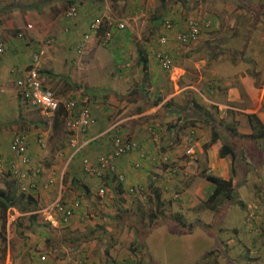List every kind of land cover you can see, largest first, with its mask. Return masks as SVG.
Segmentation results:
<instances>
[{"label":"crops","instance_id":"1","mask_svg":"<svg viewBox=\"0 0 264 264\" xmlns=\"http://www.w3.org/2000/svg\"><path fill=\"white\" fill-rule=\"evenodd\" d=\"M115 1L124 8L121 11L119 7L117 13L121 11L127 12V15L138 16L146 9L142 6L144 0H67L68 4L78 5L79 13L76 18L69 19L67 25H60L56 18L61 10L52 7L51 0H36L23 4L19 1L13 3V0H10L7 3L6 0H0V30L5 43V54L0 60V124L5 125L0 132V161L4 163L0 167L5 168L8 165L7 173H3V185L0 188H5L4 182H7L9 175L12 187L22 191L21 182L11 173L14 167L12 165L28 172L24 183L34 182L36 185L35 189L26 191L35 199L28 206L31 210L28 208L27 211L20 212L11 207L6 213V219L10 210L16 219L23 218L25 214H29L31 219L40 217L41 210L45 211L51 205L39 204L42 197H47L52 192L47 181H58L62 187L63 170L60 174L57 164H50L48 173L43 169L47 155L44 150L46 144L52 147L51 157L63 154L65 157L71 152L69 157L72 158L84 153V150L91 157H97L111 149L108 132H119L122 136L130 137L137 148L116 158L114 163L116 172L124 177L122 181H118L119 185L114 184L115 176H107L106 180L101 179V182L89 178L93 187L104 185L106 198L103 206L123 208L129 202L127 194L129 197H135L136 194L138 196L146 192L148 196H145V199L151 201L149 194L153 192L154 183L151 180L150 185H145V178L151 169L157 166L158 155L161 154L160 158H169L172 174L181 177L179 170L191 167V162L187 159L193 153L185 152L190 142L194 148V156H207L209 174L231 181L233 196L227 200V205L246 209L244 215L240 213V216L232 218L229 227L219 226L221 245L214 248L212 254H217L219 264H223V256L224 264H264V29H253L254 24L264 17V0L196 1L200 16L192 19L200 24V35L196 40L184 45L178 42L175 36L187 29L189 19L184 21L187 13H183V20L180 22L179 14L170 11L173 13L171 15L167 11L175 25L169 29H155L154 38L147 40L141 39L134 25L128 23L120 29L118 22L127 18L122 16L121 20L110 22L112 26L105 28L108 30L105 32V39L110 38L107 36L108 32L112 34L110 41L114 38V57L110 56L113 62L109 61L111 66H108L104 59L91 56L94 48L107 44L96 43L94 40V36L99 31L103 33L104 29L92 33L85 51L90 49L86 56L79 60L77 56L81 54H75V44L91 21L103 20L107 12H112L111 16L116 15V12L112 11L117 7ZM161 1L164 3L162 12L165 15L167 6L173 2L176 8L182 1L181 7L185 11L192 6L191 0H172L170 5L167 1ZM149 2L154 3V0ZM19 12L24 13L27 23L35 25L34 34L29 31L31 36L25 42L20 40L16 33H11L13 30L17 32L18 29L15 28L21 25L20 21L14 18ZM161 14L157 13L159 17L152 22L150 28L148 26L147 31H152L162 22L159 20ZM52 17L56 21L54 24L51 22L49 26L48 22ZM41 21L45 24L39 25ZM259 24L264 27V23ZM163 34L168 40L160 44L158 38ZM256 38L260 40L257 45L254 41ZM255 49L260 51L255 54ZM140 50L145 57L139 55ZM157 50L168 54L171 60L170 68L162 67L156 57ZM246 50L252 52L251 57L245 55ZM34 52H40L38 70L41 78L45 85L55 91L54 94L61 104L70 99L88 102L82 99V94L78 92L85 88L93 106L101 105L100 116L97 110L94 115L92 112L94 123L86 130L88 133L85 148L75 151V148L70 146V150L69 146H65V140H58L61 134L53 136L55 125L51 117L56 116V112L48 113L32 107L35 111L29 113L23 107L16 81L28 69ZM259 54L263 61L262 66L257 58ZM144 62L146 66H143ZM250 62L252 68L247 66ZM99 78H104L106 82L98 83ZM110 79L114 80L112 85L109 84ZM108 114L109 118H116L114 121L111 119L110 124L107 122ZM103 122L106 123L105 128L96 130V125ZM44 125H48L47 128ZM205 126L210 129L209 136L203 130ZM40 127H44L45 132L37 133L34 130ZM17 131L27 135L29 162L15 161L12 154L13 160L5 164L7 152L1 144H5L8 152L12 153L9 150L10 143ZM79 133L82 132H77ZM40 134L45 143L43 148L38 143ZM212 137L214 140L211 142ZM182 144L184 148L179 149ZM224 144L231 149L234 157L230 151L225 152ZM160 147L161 152L158 150ZM222 148L224 156L221 155ZM255 157H260L262 161L256 163ZM136 163H139V166H135ZM173 181H177L176 177ZM80 183V180L73 181V185L79 189L82 187ZM92 186L86 187L88 191L92 190ZM130 188L134 189V193H130ZM212 188L213 184L205 179L202 188L196 187L195 190L197 195L205 200ZM158 189L164 198L165 191L162 187ZM138 190L141 191L136 193ZM179 194H182V204L192 193L188 195L186 191H180ZM134 197L132 201L136 202L137 198ZM56 200L65 205L70 204V200L62 199L61 195H58ZM150 205L152 206V203ZM224 213H227L225 209L219 216L226 220L229 214ZM44 214V218L53 221L51 214ZM104 218L108 219L107 223L115 219L110 215H105ZM7 223L6 220V225ZM227 230L229 232H224ZM153 231L149 232L147 239ZM84 240L86 237L82 239L83 242ZM240 247L243 248V253L238 250ZM209 250L203 251L201 256ZM3 252V256L0 253V261L2 260V264H11L9 252L7 257L5 250ZM36 264L40 263L37 261Z\"/></svg>","mask_w":264,"mask_h":264},{"label":"rangeland","instance_id":"2","mask_svg":"<svg viewBox=\"0 0 264 264\" xmlns=\"http://www.w3.org/2000/svg\"><path fill=\"white\" fill-rule=\"evenodd\" d=\"M7 3L10 2V0H6ZM19 1L20 4L23 3H30L34 2L36 0H13L14 2ZM41 1V0H39ZM52 1V7H56L55 9L60 8V15L56 18L58 20V24L60 25H67L69 23V19H67L64 16L65 10L69 7V4L67 3V0H51ZM198 0H192L190 8H188L187 11H185L182 1L176 6L173 2L170 6H167L168 9L165 11L169 12L173 11L175 14H179L181 22L183 20V13H187L186 18L187 20L190 18H199L200 13L198 11L200 8H198ZM50 4V5H51ZM115 4L117 7H115V10L112 9V11L116 12L119 7H121V11L124 9L122 4H119L115 1ZM197 4V5H196ZM162 5L164 3L161 0H154V3L149 2V0H144L142 6L146 7V9L143 10V12L138 15H127V12L124 13H115V16H111L112 12H107L106 15L103 17V22H101L100 29H104L103 33L98 32L96 36H94V40L96 43L105 42L106 45H102L103 47H96L91 52V56H97L96 58H100L101 60L107 61L106 64L108 66H111L112 58L110 56L113 53L114 50V38L113 41H110L112 38L111 32H108L107 36L110 37L109 40L105 39V32L108 30H105V28H108V26H112L109 24L110 22L114 23L118 19L121 20L122 16L127 17L124 21L118 22V24L123 23L125 24H131L134 25L136 29V33L141 36V39L147 40L154 38L153 36L156 34L155 29H158L161 27L162 29H166L162 22L165 19H170L172 22L173 27L175 25V22L171 16L165 15L164 12H162ZM183 11V12H182ZM154 12V14H153ZM157 13H162V17H160L159 20H162L161 23L158 24L152 31H147L148 26L150 28L153 21H155L159 16H157ZM172 13V14H173ZM171 14V15H172ZM24 13L19 12L14 16L15 19L19 20L21 25L16 27L15 29L18 30H26L23 34L24 37H18L20 40L25 42L28 38H30V32L34 34L35 31V25L33 23L28 22L32 27L29 29L27 28L28 23L24 20ZM110 15V17H108ZM41 17H45L44 15H40ZM166 16V17H165ZM176 16V15H175ZM196 16V17H195ZM177 17V16H176ZM55 20H53V17L49 20V26L55 23ZM264 23V17L261 21H257V23L254 24L253 29H257L260 27L264 29L262 25L259 23ZM40 24H45V22L41 21ZM170 27V28H171ZM124 28V27H123ZM120 28V29H123ZM169 29V28H168ZM17 30V32H18ZM256 30V32H257ZM17 32L13 30V33L17 35ZM159 33V31L157 32ZM111 34V36H110ZM257 34V33H256ZM255 34V36H256ZM34 36V35H32ZM115 36V35H114ZM258 39V40H257ZM256 41L255 45L260 42L259 38L254 39ZM190 43V42H189ZM188 44V43H187ZM109 45V46H107ZM184 45V44H183ZM86 49V48H85ZM90 49V48H89ZM87 49L84 50L83 54L78 55V59L80 60L81 57H85L87 52L89 51ZM242 49V48H238ZM213 50V49H212ZM242 51V50H241ZM260 50L255 49L254 53L257 54ZM35 53V52H34ZM40 54V52H37ZM231 55V54H230ZM245 55L247 57H251L252 52H248L246 50ZM114 57V55H112ZM83 57V58H84ZM260 60L261 66L263 64V61L261 59V54L257 57ZM113 62V61H112ZM121 63V62H120ZM248 67L252 68L251 62L247 63ZM260 66V67H261ZM263 69V68H262ZM99 77V76H98ZM97 77V78H98ZM113 79H110L109 84L112 85ZM44 84L45 81H43ZM104 78H99L98 83H105ZM118 82V81H117ZM49 87V86H48ZM50 88V87H49ZM85 88H81L78 92L82 94V99H86L88 104L91 107V112H94L97 110L99 112V116L101 114V105L100 106H93L92 102L90 101V97H87L85 93ZM51 90L55 93V91L51 88ZM21 99V97H19ZM22 105L24 108H26L27 112L31 113L35 110H32L34 108L28 106L22 99ZM32 108V109H31ZM122 115H119V117ZM114 121L116 118L115 116L109 118V114L107 115V122L108 124ZM51 120L55 127L53 128V136H56L57 134H61L58 137V140L61 139V141L65 140L66 144L65 146H69V137H70V131L68 130L66 126V120L62 118L61 116H53L51 117ZM106 124V123H105ZM104 122L100 123L99 125H96V130L105 128ZM107 124V125H108ZM5 126V125H4ZM2 124H0V132L1 129L4 127ZM47 126L48 125H44ZM126 126V125H125ZM37 133L40 131L45 132L44 127L35 128L34 129ZM38 130V131H37ZM205 131V134L209 136L210 129L208 127H204L203 129ZM34 131V132H35ZM47 131V130H46ZM22 132V131H17ZM16 132V133H17ZM24 133V132H23ZM88 131L82 132L79 134H76V137L79 141H83L86 139ZM113 132H108L107 137L111 142L110 137L113 136ZM119 133V132H118ZM116 133V134H118ZM14 136V135H13ZM52 138V136H51ZM103 139V138H102ZM12 141V140H11ZM52 142V141H51ZM50 142V143H51ZM103 142V140H102ZM54 143V142H53ZM101 143V142H100ZM56 144V142L54 143ZM161 144V143H160ZM3 146V149L5 148L6 153V162L10 163V161L13 160L12 153L8 152V148H6L5 144H1ZM184 144L180 145L179 149H183ZM46 148V160L43 163V169L48 173V169L50 168V164H57L60 174L62 172V181L60 187V183L55 182L49 185L52 188V192L49 193V195L46 197H42V200L39 201V204L44 206L46 204H52L54 201H56L58 195L62 196V199L70 200V203H78V206L75 209V212L73 213V217L69 222L66 224L62 223L59 220V216L54 213L52 208H47V210L44 211L41 210L40 217H34L31 219L29 217V214H25L23 218L16 219L14 213L12 210L9 211L7 214V225H6V240L1 241L0 240V253L3 251V247L5 248L6 257L9 252L10 254V260L11 264H36L38 261L40 264H82V261H86L87 264H108L107 262H112L110 264H194L198 259H200L201 254L203 251L207 249H211L212 247L218 248L221 244L220 241V233H218L219 226H225L229 227L231 224L232 218L235 216H240V213L244 215L246 213V209H240L233 206H223L220 205L216 210L212 209L209 210L205 208V206L202 204L205 202L203 198L197 195V190H195L196 187L202 188V184L205 180L204 175L210 172H207L209 169L208 164L209 160H207V156H203L202 158H199L197 156L190 155L187 161L191 162V167L189 169L182 168L180 169V175L181 177L176 176L175 174H172L170 170L169 163L171 160L168 158V160L163 161L160 158V155H158V159L156 160L157 166H154V169H151V172L146 175L145 178V185L149 183V181L152 180L155 186L162 187V189L165 191L164 201H165V209H164V215L169 216L172 214H178L180 213L183 217V219L186 221V224L190 223L193 224V227L189 229L187 226L189 225H183L182 228V234L180 235H174L169 232V230L165 226H160L152 232L149 239L146 238L145 245L144 246H136L134 247L136 243L135 238V231L132 228L133 225H136V222L133 223V220L135 219H128V214L126 215V220H124V225L122 227L118 228L120 232L117 230V221L114 219L110 223H107L106 219L104 218L105 215H110L114 217L120 216L118 213L117 208H110L103 206V201L106 198L105 191L101 195L98 193L99 189L101 187L105 188L102 184L99 188L97 186L93 187L92 183L89 181V178H95L94 176H90L84 172L81 166V160L84 157H91L90 154L86 153L84 150V153L78 154L75 157L71 156L69 157V154L64 157V154L57 155L51 157L52 147L45 145ZM44 146V147H45ZM187 146V144H186ZM103 147V143H102ZM43 148V147H42ZM194 149V148H193ZM10 150V149H9ZM70 150L72 148L70 147ZM158 150L161 152V147L158 148ZM163 154V153H162ZM84 155V156H83ZM101 155V154H99ZM97 155V156H99ZM0 156H2L0 154ZM83 156V157H82ZM185 158V157H184ZM260 157H255V162H261L262 160L259 159ZM167 163V164H165ZM0 165H4L0 161ZM42 165V164H40ZM7 167L5 168L0 167V187L3 185V173H7ZM57 168V167H56ZM42 169V170H43ZM134 170V169H133ZM174 175V176H173ZM78 176V177H77ZM60 176H58L59 178ZM177 179V181H173L174 179ZM168 178V180H167ZM80 180V185H82V188L84 186L88 187V185L92 186V193H87L88 198L85 196V191L83 189L76 188L73 185V181ZM96 179V178H95ZM97 181H102L101 178L96 179ZM250 180V176H249ZM119 180H115L114 184H118ZM86 182V184H84ZM78 183V182H76ZM150 185V183L148 184ZM116 186V185H115ZM125 189H127L125 187ZM141 190L136 191L138 193ZM187 192L189 195V198L186 197V200L182 201V204L180 200L182 199V194L180 195L179 192ZM131 193V192H130ZM134 193V189H133ZM132 193V194H133ZM148 193H144L137 196L127 194V199H129V202L127 203V206H123V209H126L129 213H144L145 217L143 218L145 223L147 222V214L149 213L150 207H152L150 204V201H147L145 199V196L147 197ZM177 194V196H175ZM152 194H149V197ZM137 198L136 202L132 201V198ZM196 197V198H195ZM61 199V198H60ZM60 201V200H57ZM61 202V201H60ZM185 203V205H183ZM37 204V203H36ZM70 205V204H69ZM68 205V206H69ZM202 205V206H201ZM50 206V205H49ZM48 206V207H49ZM127 207V208H125ZM230 208V210H229ZM224 209L229 214V216L226 218V220L222 217L220 218V213L224 212ZM247 212L249 213V207L247 208ZM48 213L51 214L53 221L47 220L43 217ZM227 213H224L225 215ZM43 214V215H42ZM103 215V216H102ZM223 215V214H222ZM132 220V222H131ZM198 220V222H196ZM33 221V225H32ZM199 223H203L201 226ZM46 225V227H40V225ZM35 228H32L36 226ZM238 226L237 224H235ZM1 229V226H0ZM220 232V231H219ZM229 232V230L224 231ZM92 233L93 239L88 242H83L82 239L85 237V235ZM116 233V236H114ZM118 233V234H117ZM228 234V233H227ZM8 235V236H7ZM112 236L111 238L108 236ZM226 235V233H224ZM149 234L147 235V237ZM107 237H109L111 240H108ZM79 244L77 245L76 243ZM74 243L76 245H74ZM109 243H113L109 250H107ZM134 247V250L132 249ZM7 250V251H6ZM239 251L243 253V248H239ZM46 255L45 262H42L41 255ZM223 264L225 263L224 256L222 257ZM0 264H2V260L0 261ZM8 264V262H7ZM200 264H219V260L217 259V254H210L205 259L202 260Z\"/></svg>","mask_w":264,"mask_h":264},{"label":"built area","instance_id":"3","mask_svg":"<svg viewBox=\"0 0 264 264\" xmlns=\"http://www.w3.org/2000/svg\"><path fill=\"white\" fill-rule=\"evenodd\" d=\"M79 8L77 4H71L65 10L64 16L67 19H74L78 16ZM166 29L172 26V22L168 19H165L162 24ZM27 28H31L30 24L27 25ZM101 26L100 20H95L89 23L88 28L82 34L79 41L74 46L75 54H82L85 50L87 43L89 42L92 33L96 32ZM187 29L176 34V39L181 44H187L198 38L200 35V24L194 20L189 19L187 21ZM119 28H123L122 23L118 24ZM26 30H21L17 33L18 37H24L23 34ZM168 40L166 35H160L158 42L160 44L166 43ZM5 54V43L3 39V34L0 30V60L3 59ZM156 57L159 60L163 68H170L171 60L168 54L165 51L157 50ZM40 56L38 53H33L31 63L29 64L28 69L25 73L21 75L17 81V92L20 95L21 99L30 107L39 109L44 112L54 113L61 108V106L66 111V126L70 131L69 145L75 148V151L80 150L86 145V140L79 141L76 137L77 132H85L91 125L94 123V117L91 112L90 105L85 101H75L68 100L61 104L60 100L57 99L54 92L47 85L44 84L43 79L40 76L38 70ZM1 90V89H0ZM38 143L41 147H44L45 143L42 138V134L38 137ZM135 148H137L136 143L128 136H122L117 134L111 139V149L94 159L89 157H84L82 159V166L85 173L90 176H95L98 178H103V176H115L116 180L122 181L124 179L123 175L116 172L115 169V159L130 153ZM28 141L27 135L23 132H17L14 134L12 141L10 143V150L14 156L15 161H21L23 163L29 162V156L27 154ZM186 154L193 153V146L189 142V146L185 150ZM163 161L168 160L166 156L161 158ZM13 170L11 171L12 175L16 177L20 182V188L22 191H29L36 188L34 182L24 183V179L28 177V172L16 168L15 165H12ZM135 166H139V163H136ZM52 180L47 181V185L52 184ZM105 188L101 187L98 191L101 195L104 193ZM130 192H133V189H129ZM48 208H52L54 213L59 216V220L66 224L73 217L72 208L68 205L63 204L60 201H54ZM43 261H45L46 256H40Z\"/></svg>","mask_w":264,"mask_h":264},{"label":"trees","instance_id":"4","mask_svg":"<svg viewBox=\"0 0 264 264\" xmlns=\"http://www.w3.org/2000/svg\"><path fill=\"white\" fill-rule=\"evenodd\" d=\"M163 1H167L169 4L172 0H163ZM185 2H188V1H185ZM69 5H71V4H69ZM93 21H95V20H93ZM93 21H91V22H93ZM162 24H163V22H162ZM20 31H21V29L18 30V32H20ZM138 52H139V55L141 57H145L142 50H140ZM143 66H146L145 62L143 63ZM19 97H20V95H19ZM56 114L60 115L64 119H66V111L62 106L59 110L56 111ZM253 116L255 119H257V117L255 115H253ZM258 123H260V121ZM111 132L114 133V131H111ZM115 135H117V134L114 133L113 136H115ZM113 136L110 138H113ZM213 140H214V137H212L211 142ZM223 147L225 148L224 150L226 153L230 151V153L232 154V157H234L233 152H231V149L227 145L224 144ZM83 148H85V147H83ZM83 148H81V149H83ZM224 150L222 148V151H221L222 156H224V154H225ZM8 177L11 179V177L9 175H8ZM8 177L6 179L7 182H4L5 188H0V226H1L0 240L1 241L6 240V238H5L6 226L5 225H6V220H7L6 219L7 211L11 207L17 208L18 210H20V212H25L28 210V208H30L29 210H31V207H28V206H30L31 202L35 201V199L32 197V195H30V193L17 191L15 188H13L11 185L13 183ZM204 177H205V179H207L208 181H210L213 184V188H212L211 193L206 198L205 202L202 203L205 206V208H207L209 210H212V209L216 210L220 205L227 206V204L229 203V201H227V200H230L233 196V191L230 188L231 181L224 180V179L220 178L219 176H216L214 174H209V173L205 174ZM95 178L99 179L98 177H95ZM106 178H107V176H103L102 179L106 180ZM81 189H83V191L86 192L85 196L88 198V195H87L88 189L86 188V186H84L83 188L81 187ZM152 189H153V192H152V195L150 196V200H151L150 202L152 203V207H150V209H149L150 211L147 214V222L146 223L143 219L145 217L144 213L136 214V213H130V211L128 213L126 209H123L121 207L117 208L119 211L118 214L120 216L114 217L115 220L117 221V230H118V228L122 227V225H124L123 221L126 220L127 214L129 216L128 219H135V220H133V223L136 222V225L132 226V228L135 231V238H136V243H135L134 247H136L138 245L144 246L145 245L144 242H145L149 232L153 231V229H156L160 226H165L171 234H177V235H180L183 232L181 226L189 225L188 226L189 229H191L193 227V224H191V225H190V223L186 224V221L183 219V217L180 213L175 214V215L172 214V215H169L168 217L165 216L164 215L165 202H164V199L161 197L160 190L158 189L157 186L154 187V184H152ZM90 191H89V193H92V190H90ZM77 202L78 203H70V205H69L72 208L73 213L75 212V209L79 204V201H77ZM131 222H132V220H131ZM196 222H198V220ZM199 224L201 226H203L202 225L203 223H199ZM46 226H47V224L46 225L45 224L40 225V227H46ZM35 227H37V225L32 227V228H35ZM118 232H120V230H118ZM108 236L110 238L112 237L110 235H108ZM114 236H116V233ZM85 237H86V240H84L85 242L91 241L93 239L92 233L85 235ZM85 237H83V238H85ZM109 237H107V239L113 241ZM76 244L78 245L79 243H76ZM76 244L74 243V245H76ZM112 244L113 243H109L107 250H109V248ZM134 247H132L133 250H134ZM5 248L6 247H3V251L5 250ZM214 248L215 247H212L211 249L209 248L210 249L209 251H211V252L207 251V253L202 255L200 257V259H198L194 264H200L203 259H205L207 256H209L210 254H212L214 252ZM3 251H2V256L4 255ZM107 263L110 264L112 262H107ZM82 264H87V263H86V261H82Z\"/></svg>","mask_w":264,"mask_h":264},{"label":"clouds","instance_id":"5","mask_svg":"<svg viewBox=\"0 0 264 264\" xmlns=\"http://www.w3.org/2000/svg\"><path fill=\"white\" fill-rule=\"evenodd\" d=\"M68 141H69V139H68Z\"/></svg>","mask_w":264,"mask_h":264}]
</instances>
